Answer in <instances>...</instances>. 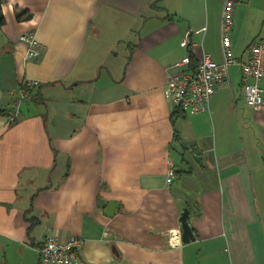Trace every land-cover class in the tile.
I'll use <instances>...</instances> for the list:
<instances>
[{"label":"crops","instance_id":"crops-1","mask_svg":"<svg viewBox=\"0 0 264 264\" xmlns=\"http://www.w3.org/2000/svg\"><path fill=\"white\" fill-rule=\"evenodd\" d=\"M223 3L3 0L0 264H48L38 247L49 234L79 239L76 264H264V109L246 105L240 66L209 111L172 117L164 94L185 54L222 59ZM234 19L244 59L264 41V0L239 1ZM25 31L38 40L28 58ZM25 79L38 98L10 123L2 111ZM100 197L118 202L112 216ZM184 208L195 237L174 245Z\"/></svg>","mask_w":264,"mask_h":264},{"label":"built area","instance_id":"built-area-1","mask_svg":"<svg viewBox=\"0 0 264 264\" xmlns=\"http://www.w3.org/2000/svg\"><path fill=\"white\" fill-rule=\"evenodd\" d=\"M241 0H224L220 22L222 59L216 61L210 53L202 52L195 72L189 68L190 56L185 54L170 66L164 87L165 96L173 103L174 109L186 113H199L210 110V101L217 89L228 81L230 68L239 65L242 74L243 94L247 106L264 109V41L249 44L245 58L234 55L229 32L234 24V9ZM20 40L27 44L26 57L37 53L38 40L34 31H25ZM187 45V41L182 42ZM39 85L38 80L25 79L13 98V108L7 115L8 122H15L23 116L21 105L29 99ZM175 177V165L168 160L166 182ZM174 245L181 242L180 229L170 232ZM79 239L72 237L59 239L49 234L38 247L41 260L48 264H76L78 261Z\"/></svg>","mask_w":264,"mask_h":264},{"label":"water","instance_id":"water-1","mask_svg":"<svg viewBox=\"0 0 264 264\" xmlns=\"http://www.w3.org/2000/svg\"><path fill=\"white\" fill-rule=\"evenodd\" d=\"M193 154H194V157L196 158V160H198L200 162L199 151L194 150ZM98 205L101 207H105V214L107 216H112L113 213L115 212V209L118 205V202L109 201V202L105 203L103 198L100 197ZM188 216H189V210H188V208H184V210L180 216V221H181V239L185 242H188L191 239H194V237H195L194 232L192 230V227L189 223ZM112 247L115 250V246H112Z\"/></svg>","mask_w":264,"mask_h":264},{"label":"trees","instance_id":"trees-1","mask_svg":"<svg viewBox=\"0 0 264 264\" xmlns=\"http://www.w3.org/2000/svg\"><path fill=\"white\" fill-rule=\"evenodd\" d=\"M2 4H3V0H0V24H3L5 22V17H4L3 10H2ZM16 17H17V19H27V18L30 17V14L28 13V10H26V9H17L16 10ZM189 56H190L189 68H190V70L192 72H195L196 69H197V66H198V58L192 52H189ZM19 86H20V84H19ZM36 95H37V98H38V94H36L34 92V95H33L32 98L36 97ZM36 100L37 99H35V101ZM179 112L183 113L184 111H182L180 109H175V111L172 113V117H174ZM2 113L5 114V115H8L10 113V111H6V112L2 111ZM55 151H56V149H55ZM192 230H194L193 227H192Z\"/></svg>","mask_w":264,"mask_h":264},{"label":"rangeland","instance_id":"rangeland-1","mask_svg":"<svg viewBox=\"0 0 264 264\" xmlns=\"http://www.w3.org/2000/svg\"><path fill=\"white\" fill-rule=\"evenodd\" d=\"M165 2V1H164ZM258 12V11H257Z\"/></svg>","mask_w":264,"mask_h":264}]
</instances>
